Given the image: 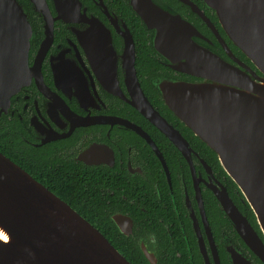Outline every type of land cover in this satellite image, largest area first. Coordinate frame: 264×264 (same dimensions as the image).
Instances as JSON below:
<instances>
[{"label":"flooded vegetation","instance_id":"flooded-vegetation-1","mask_svg":"<svg viewBox=\"0 0 264 264\" xmlns=\"http://www.w3.org/2000/svg\"><path fill=\"white\" fill-rule=\"evenodd\" d=\"M18 1L27 8L32 24L33 72L29 85L0 115V152L100 232L109 230L108 241L115 248L134 246L146 264H151L146 255L155 264H231L228 251L233 247L263 264L242 241L216 196V191H226L263 239L241 191L216 155L174 117L153 86L159 77H191L163 65L141 20L132 13L146 33V56L111 0H102L110 14H117L130 29L140 88L186 140L184 151L130 104L137 90L124 62L122 39L100 0H80L87 15L56 20L51 40L40 0ZM161 1L186 17L227 58L202 19L177 0L172 1L180 10ZM191 1L205 11L237 54L211 11L200 0ZM46 2L57 18L54 0ZM122 2L130 10L129 2ZM93 19L111 32L113 50ZM99 33L105 39L99 40ZM151 60L156 63H145Z\"/></svg>","mask_w":264,"mask_h":264},{"label":"water","instance_id":"water-1","mask_svg":"<svg viewBox=\"0 0 264 264\" xmlns=\"http://www.w3.org/2000/svg\"><path fill=\"white\" fill-rule=\"evenodd\" d=\"M126 1L150 33L149 45L163 65L191 77H159L153 86L174 117L216 155L241 191L263 239L226 191H216V196L242 241L264 264V0H200L240 54L232 52L197 4L177 0L208 25L227 58L211 39L163 1ZM40 2L41 14L48 17L50 40L56 20L65 15H87L80 0H54L57 18L52 17L46 0ZM101 6L122 39L124 62L137 90L130 104L184 151L186 140L154 109L140 88L130 29L117 14ZM94 21L113 50L111 32L99 19ZM98 35L99 40L105 39ZM32 37L27 8L18 0H0V115L31 81ZM0 231L7 237L6 241L0 239V264H132L102 232L1 152ZM228 253L231 264H256L236 247ZM146 257L151 264L156 263Z\"/></svg>","mask_w":264,"mask_h":264},{"label":"trees","instance_id":"trees-1","mask_svg":"<svg viewBox=\"0 0 264 264\" xmlns=\"http://www.w3.org/2000/svg\"><path fill=\"white\" fill-rule=\"evenodd\" d=\"M173 6L179 8L178 3L172 0H168ZM198 2V0H195ZM113 8L120 13L123 18L127 21L129 27L131 28L132 32L134 33L135 40L137 43V48L139 49L140 52H142L145 56L148 55V52H146L147 46V39H146V33L144 29L142 28V25L140 21L132 14V12L129 10V8L124 5L122 0H111ZM180 10V8H179ZM233 51L237 52V54H240L233 46H232ZM142 61V60H141ZM140 62V61H139ZM145 63H156L155 61H146ZM251 221L253 222L254 225H256L255 219L252 214H250ZM109 230H102V233L105 235L107 239L110 240L109 236ZM116 249H118L128 261H130L132 264H146L144 260L141 259L140 254L136 251V248L132 246L131 248H126V247H118L116 246Z\"/></svg>","mask_w":264,"mask_h":264},{"label":"bare ground","instance_id":"bare-ground-1","mask_svg":"<svg viewBox=\"0 0 264 264\" xmlns=\"http://www.w3.org/2000/svg\"><path fill=\"white\" fill-rule=\"evenodd\" d=\"M0 239H2L4 241L7 240V237L5 236V234L2 231H0Z\"/></svg>","mask_w":264,"mask_h":264}]
</instances>
